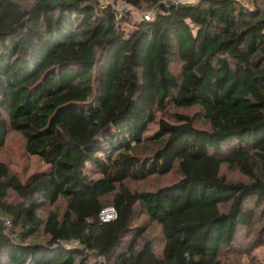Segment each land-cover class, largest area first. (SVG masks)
Instances as JSON below:
<instances>
[{"label": "trees", "instance_id": "16d2710c", "mask_svg": "<svg viewBox=\"0 0 264 264\" xmlns=\"http://www.w3.org/2000/svg\"><path fill=\"white\" fill-rule=\"evenodd\" d=\"M121 1L158 7L133 21L103 0H0V149L17 132L49 165L22 182L0 161V264H222L264 207V0ZM170 106L199 107L208 128L176 113L144 136ZM174 169L155 191L125 183Z\"/></svg>", "mask_w": 264, "mask_h": 264}, {"label": "rangeland", "instance_id": "374dc122", "mask_svg": "<svg viewBox=\"0 0 264 264\" xmlns=\"http://www.w3.org/2000/svg\"><path fill=\"white\" fill-rule=\"evenodd\" d=\"M112 0H103V4ZM114 1V0H113ZM243 4L250 6L253 2L252 0H241ZM258 5V3H257ZM152 6L145 2H141L138 7L130 6L127 9L123 10L120 14H117V17H122L127 15L134 20H140L143 18V15L150 11ZM125 13V14H124ZM126 30L131 29L130 25L127 24L124 26ZM172 71L176 75H178L180 70V63L178 60L172 64ZM185 114L189 116L191 122L194 126L198 128L207 129L208 125L205 122L202 111L199 107L193 106L187 109H178L175 107H168L165 112L156 113V118L153 123H151L144 133V136H152L158 130V123L160 120L167 121L169 123H174L175 114ZM254 114L247 115L241 119H239L236 124H244L251 121L254 118ZM153 141L149 140L146 143L138 145V147L134 151H130L133 155L137 156H146L151 154L155 150V146L151 143ZM149 144V146H147ZM147 146V147H146ZM0 161H5L12 172H14L18 178L24 182L28 176L32 173L38 171H47L49 165L42 162L37 156L28 155L25 151V141L24 138L17 132H10L7 138V141L2 149H0ZM221 173L224 177L229 181H243L245 178L239 173V171L235 167H231L229 165H223L221 169ZM92 176L97 177L94 173H91ZM180 178L178 172L174 169L166 175L162 176H151L145 180L139 181H130L126 180V185L132 191H155L159 187L172 184L176 182ZM9 200L15 201L16 197L13 193L10 192ZM106 203L109 201V198L103 199ZM55 208H59L61 211L65 209V200L60 199L54 206L50 207L46 205L41 211V217L43 220L46 219L47 214ZM257 217L252 225V227L247 230L242 237L239 239V244L233 248V250H229L223 253L221 258L222 264H264V207L261 206L257 210ZM138 222H146L145 216H142ZM2 225L5 227L7 233L13 231L12 224L10 220H2ZM149 226V236L157 237V249L160 250L162 247V236L160 234V228L157 224H150L147 222ZM42 229L39 231L38 239L36 240L34 237L29 238L27 240L28 243H44L47 239V236L42 233Z\"/></svg>", "mask_w": 264, "mask_h": 264}, {"label": "built area", "instance_id": "2783aa9c", "mask_svg": "<svg viewBox=\"0 0 264 264\" xmlns=\"http://www.w3.org/2000/svg\"><path fill=\"white\" fill-rule=\"evenodd\" d=\"M197 0H162L161 3L164 4H187L191 3ZM241 2V0H234ZM111 9L114 10L116 13H121L123 10L130 7V5L124 1L121 0H112L110 3ZM158 4L154 5L150 11L145 13L143 15V19H150L157 11ZM262 33L264 34V29L262 30ZM116 217V210L113 206H105L101 208L98 214V219L102 222L111 221Z\"/></svg>", "mask_w": 264, "mask_h": 264}]
</instances>
